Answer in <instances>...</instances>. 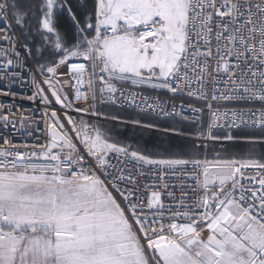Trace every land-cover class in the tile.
I'll return each instance as SVG.
<instances>
[{
    "label": "snow or ice",
    "instance_id": "6c2138e0",
    "mask_svg": "<svg viewBox=\"0 0 264 264\" xmlns=\"http://www.w3.org/2000/svg\"><path fill=\"white\" fill-rule=\"evenodd\" d=\"M0 42V73L28 67L49 106L46 141L0 134V264H264V0H0ZM109 121L179 143L144 151Z\"/></svg>",
    "mask_w": 264,
    "mask_h": 264
},
{
    "label": "built area",
    "instance_id": "2783aa9c",
    "mask_svg": "<svg viewBox=\"0 0 264 264\" xmlns=\"http://www.w3.org/2000/svg\"><path fill=\"white\" fill-rule=\"evenodd\" d=\"M2 43V42H0ZM4 47H7L6 44L3 45ZM20 51L23 53L24 49L20 48ZM26 64L31 66L33 69H35V64L31 60L25 61ZM15 71H18L20 73V76L23 77V79H20L19 77L12 78L9 77L7 79L4 78L3 73H0V105H4L5 107L3 109H0V112L7 111L9 107H11L12 111L16 113V117L18 118L21 115L32 117L35 121L34 125L31 127H26L24 129H12L11 126L8 128H4L3 124L0 123V134L6 135L9 140H11L13 143L16 144H24V143H42L47 140V136L44 131L37 132L36 126H39L43 129V122H42V114L46 108H48V105H45L41 102L39 96L36 94V90L31 83V76L28 71V67H22L19 69H15ZM37 79H40L39 75L37 74ZM7 91L10 93V95H4L3 93ZM164 94L165 96H162L160 94ZM147 94V93H146ZM154 96L159 98L164 103H169V97L171 96V93H163V92H156L153 93ZM29 97H34V99H29ZM176 104L180 103H192L194 106H199V102L196 101H189L188 99H185L184 101L176 100L174 101ZM53 108L56 110H59V105H52ZM132 113V109L128 108L126 110ZM185 111L192 115L191 112L188 111V109H185ZM151 119H155V117H148ZM165 121V120H160ZM113 121H109V123H112ZM166 122V121H165ZM218 145H220V148L226 147L228 144H232L228 141H218L216 142ZM23 150V149H21ZM251 171V170H249ZM154 177H149V181H151Z\"/></svg>",
    "mask_w": 264,
    "mask_h": 264
},
{
    "label": "trees",
    "instance_id": "16d2710c",
    "mask_svg": "<svg viewBox=\"0 0 264 264\" xmlns=\"http://www.w3.org/2000/svg\"><path fill=\"white\" fill-rule=\"evenodd\" d=\"M88 2L90 3L91 0H88ZM72 3L75 4V5H79L81 3V0H72ZM57 23L59 25V30L60 31L67 33L69 35V37L72 36L74 29H73L71 20L67 16V14H64L62 16V18L60 20H58ZM160 95L165 96L162 93ZM110 110L114 111L115 109H110ZM130 114H132V113L127 112V111H122L121 112V115H124V116H128ZM147 119H151V118L147 117ZM159 123L161 125H163V126H167V122H165V121H159ZM115 127H117V126H115ZM125 132H127L128 135H130L131 133L135 134L136 135L135 136V138H136L135 143L136 144L134 143L133 145H135L137 147H140L142 150L148 151V152H162V153H165L166 148H167L168 145L179 143V140H176V139H166V140L164 139L163 140V139H160L158 136L151 135V134H149V136L147 135L148 137H145L146 135H143L141 131H135V130H132V129H129V128L127 130H125ZM145 134H147V133H145ZM233 134H235V132ZM121 138H122L123 141H125L128 138V136L124 135ZM246 143L247 142L242 140V139L241 140H235L234 144H228L224 148L218 147L216 150L221 152V153H228L230 151H237V152L240 151L239 153H243L246 150V148H248V145ZM230 153H232V152H230ZM210 154L211 153H209V155Z\"/></svg>",
    "mask_w": 264,
    "mask_h": 264
},
{
    "label": "rangeland",
    "instance_id": "374dc122",
    "mask_svg": "<svg viewBox=\"0 0 264 264\" xmlns=\"http://www.w3.org/2000/svg\"><path fill=\"white\" fill-rule=\"evenodd\" d=\"M62 17H60L58 20H60ZM58 20H57V22H58ZM114 124V125H113ZM115 126H117V127H115ZM107 127H109V128H112V135L113 136H115L117 139H119L121 142H123V143H127V144H131L133 147H137V146H135V145H133L134 143H135V140H136V138H135V134H133V133H131L130 135H128V133L127 132H125V130H127L128 128L129 129H132V130H135V131H141L142 132V134L143 135H146L145 137H148L149 136V134H151V135H156V136H158L160 139H176V140H179V139H177V138H174V137H169V136H165V135H161V134H158V133H155V132H153V131H155V130H153V129H142V128H139V127H137L136 125H133V124H131V123H129V124H120L119 122H117V121H113L112 123H109L108 122V125H107ZM145 133H147V134H145ZM141 134V135H142ZM124 135H127L128 136V138L125 140V141H123L122 140V138L121 137H123ZM148 135V136H147ZM228 142H230V143H232V144H234V141H228ZM136 144V143H135ZM247 144V143H246ZM230 152H232V153H230ZM230 152H228L229 154H232V155H234V156H236V157H244V156H246L248 153H249V148H246V150L243 152V153H239V152H237V151H230ZM152 153H160V154H164V153H162V152H152ZM222 154H224V153H222ZM209 156H211V154L209 155Z\"/></svg>",
    "mask_w": 264,
    "mask_h": 264
},
{
    "label": "water",
    "instance_id": "95a60500",
    "mask_svg": "<svg viewBox=\"0 0 264 264\" xmlns=\"http://www.w3.org/2000/svg\"><path fill=\"white\" fill-rule=\"evenodd\" d=\"M153 132L158 133V134H161L160 132H157V131H153ZM161 135H163V134H161ZM165 136L173 137V136H171V134H168V135H165ZM174 138H175V137H174ZM177 139H178V138H177Z\"/></svg>",
    "mask_w": 264,
    "mask_h": 264
}]
</instances>
